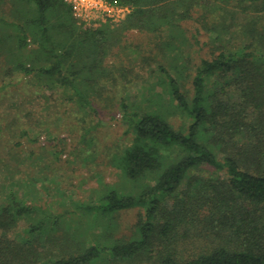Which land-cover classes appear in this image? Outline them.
<instances>
[{
  "label": "trees",
  "instance_id": "trees-1",
  "mask_svg": "<svg viewBox=\"0 0 264 264\" xmlns=\"http://www.w3.org/2000/svg\"><path fill=\"white\" fill-rule=\"evenodd\" d=\"M106 1L128 10L94 27L66 0H0V101L9 105L0 114V264H264V0ZM192 19L218 44L199 61L183 26ZM135 32L156 44L137 56L144 69L157 64L183 125L154 107L159 92L139 106L121 96L133 137L113 165L152 182L136 193L102 182L85 207L49 198L50 165L22 170L17 148L37 140L35 126L51 132L60 113L73 128L96 119L84 138L98 129V99L116 100L137 77L128 81L133 68L120 66ZM135 207L144 213L131 238L114 237L112 222L108 240L70 221L62 227L79 210L103 216Z\"/></svg>",
  "mask_w": 264,
  "mask_h": 264
},
{
  "label": "rangeland",
  "instance_id": "rangeland-1",
  "mask_svg": "<svg viewBox=\"0 0 264 264\" xmlns=\"http://www.w3.org/2000/svg\"><path fill=\"white\" fill-rule=\"evenodd\" d=\"M111 14H114V16H110L113 17L112 20L118 21L119 17L125 16L126 10L117 8ZM108 20V15L103 16L96 13L94 14V19L89 20L86 24L96 27L101 26L102 22ZM183 26L186 27V30H189L187 40L191 44L188 45V49L192 59L196 58L199 61L200 57L209 56L212 49L218 47V44H212L209 31L207 32L201 26H198L195 20L185 21ZM130 39L138 41L127 42L124 46L125 48L121 49L125 61H120L122 63L120 66H126L128 70L133 68L128 81L133 76L137 77L133 78L132 82L129 81L126 88L120 87L121 90L115 93L116 100L107 99L109 93L103 96V98L98 99L96 106H98L100 116L104 121L98 129L92 131L91 134L84 138L83 134L86 132V128L96 122L95 118L92 121V117H88L87 122L78 123V126L73 128L70 127L73 118L63 120L65 115H61L62 113L50 118L46 112L44 117L49 116L52 122L51 132L48 130L50 127L46 129L42 125L35 126L34 134L37 140H22V145L17 148V151L20 152L21 160L26 163L22 166V170L27 172L33 171V164L50 165L49 168L43 170L47 172L48 178L51 177L50 180L45 182L48 186L46 195L49 198L59 199L64 204L70 203L73 208H78L79 205L85 207V203L96 200L98 195L96 189L102 188V182L116 186V188L122 189L125 193L139 192V187H142V183L152 182V179L147 178L136 182L121 174L118 166L113 165L116 162V155L121 153L130 144L133 137V133L128 130V124L123 121L118 106V100L121 96H125L128 105L134 106L136 104L139 106V104H147L148 98L152 97L155 92H159L161 99L158 103L154 104V107H158L160 104L163 105L165 114L171 115L169 120L172 125L177 128L183 125L184 117L180 115L181 111L172 103L169 92L164 89L166 86H163L159 82V75L155 72L157 64L147 65L144 69L140 58L137 56L138 53L143 55L150 54V48L155 51L154 46L156 44L146 35H140L136 32L130 36ZM137 44L142 45L145 52ZM127 47L137 48L134 56H132L133 53L127 52ZM3 57L5 56L3 55ZM3 57H0V59L3 60ZM1 69L2 67L0 66V74L2 75ZM151 69L153 70L151 71ZM121 81L119 79V82ZM155 82L158 84L155 85ZM7 98L5 97L0 101V114H9ZM58 103L61 107L66 106L62 96ZM28 112L30 111L26 110L24 115ZM41 119L46 121L43 117ZM90 137H94L95 141L88 143L87 140ZM55 150L56 154L53 155V151ZM32 151L39 152L40 154L43 153L45 156L33 162L32 159H28ZM46 152L48 153L46 154ZM17 175L21 177L22 174L18 173ZM41 184L40 182L36 187L44 189L41 187ZM63 208L64 206L61 209ZM143 210L142 207H135L103 216L89 212V210H87L88 212H84L85 209L79 210L81 214H76L73 218H66L62 227L66 228L65 224L70 221L74 224L72 228L75 225L85 227L90 237L97 236L108 240L107 234L111 229L106 230V225L112 222L116 226L111 231L114 237L131 238L136 235L134 229L144 213Z\"/></svg>",
  "mask_w": 264,
  "mask_h": 264
},
{
  "label": "built area",
  "instance_id": "built-area-1",
  "mask_svg": "<svg viewBox=\"0 0 264 264\" xmlns=\"http://www.w3.org/2000/svg\"><path fill=\"white\" fill-rule=\"evenodd\" d=\"M72 7L74 14L77 18L82 19L86 23L89 20L94 19V14L108 15V18L112 14L111 12L115 9L128 10L126 7H120L118 5H113L106 0H66ZM114 16V14L112 15ZM121 18V17H119ZM118 18V19H119Z\"/></svg>",
  "mask_w": 264,
  "mask_h": 264
}]
</instances>
